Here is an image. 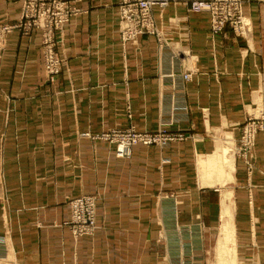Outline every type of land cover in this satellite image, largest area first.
<instances>
[{"label": "crops", "instance_id": "1", "mask_svg": "<svg viewBox=\"0 0 264 264\" xmlns=\"http://www.w3.org/2000/svg\"><path fill=\"white\" fill-rule=\"evenodd\" d=\"M65 1L80 11L58 34L65 63L53 84L38 30L8 32L0 48V239L11 264H264V132L247 159L237 151L264 92V0H242L245 38L228 27L213 34L207 13L178 0L152 8L158 37L135 42L120 39V0ZM20 7L0 0V24L16 23ZM165 116L189 137L135 146L130 159L96 143L95 164L79 137L129 125L154 132ZM75 151L82 166L107 161L116 177L103 179L116 183L99 190L94 235L76 241L51 225L68 219L65 197L85 190L63 166Z\"/></svg>", "mask_w": 264, "mask_h": 264}, {"label": "rangeland", "instance_id": "2", "mask_svg": "<svg viewBox=\"0 0 264 264\" xmlns=\"http://www.w3.org/2000/svg\"><path fill=\"white\" fill-rule=\"evenodd\" d=\"M193 1H206V2H212L216 3V8L220 9L219 4H224L225 2H228L226 5L231 6L229 10H225L222 14L228 16V23H225L221 31L228 27L233 33H234V27L238 28L239 26L242 27L241 23H238L239 21H242L244 23H247V27L245 26L244 28L248 29L249 32L247 33L246 36H250V33L252 31V24L250 18L244 14L243 12V1L242 0H190L186 2V6L189 12H194V13H207L210 17V30H212V16L210 12L206 11H192L190 9V4ZM221 1V2H218ZM21 2V7H20V16L19 19L16 23L14 24H5L1 23L0 24V30H4L5 28H12V30L9 31H0V48L2 47V41H3V36L4 34L11 32L13 30H18L22 35L29 36L32 30H38L40 33V50H41V60H42V68H43V75L44 78L47 82L49 83H54L57 76L60 74L61 69L65 63V60L60 56L58 52V46L60 45V39L58 38V34L62 30V28L54 33V44H53V57L56 60V66H57V72L49 73L48 72V64L45 61V54H44V35L43 31L40 28H35L33 27L31 30L29 29V32L25 34L22 29H19L15 26L18 25V23L21 20V11H22V0ZM122 2L123 0H120L118 8H119V35L120 39L121 38V33H120V27H121V7H122ZM178 0H168L166 5H154L150 9V19H149V33H145L147 35H152V36H159V29L154 23L153 17H152V8L153 7H159L160 9L165 8L171 3H176ZM71 6V5H70ZM75 10L80 11L79 9L75 8L72 6ZM79 13V12H77ZM75 13L74 15H76ZM72 15V16H74ZM71 17V16H70ZM240 19V20H239ZM220 31V32H221ZM213 33V32H212ZM216 34V33H213ZM235 34V33H234ZM143 35V34H138L136 35L133 39L130 40H122L123 42H135V40L138 38V36ZM236 35V34H235ZM237 36V35H236ZM245 38V37H243ZM59 44V45H58ZM55 68V67H54ZM264 93V92H262ZM129 117V115H128ZM247 117V116H246ZM173 123V120L171 118H167V116L162 117L159 119L158 122V127L154 132H146V131H138L134 128V126L129 125L126 128H110L101 132L97 133H90V132H84L79 135L80 138H85L88 140L91 144L92 147V155H93V161L95 164L97 163L96 157H95V151L94 146L96 143H102V144H107L112 146V154L113 157L118 159H130L132 149L135 146H143V147H158V148H163L164 146L168 145L169 143L172 142H178V141H183L189 137V134L181 131H173V128H171V124ZM179 134H182L184 137L179 139L177 136ZM241 134V133H240ZM147 138H150V142H145ZM240 144V140H239ZM56 153L60 155L61 152H53V157H56ZM64 152H62L63 155ZM62 161L63 166L64 163L67 164L68 169H69V178L72 181L70 183L73 185L74 188H79L81 185L84 186L85 190L84 191H79L77 196H67L65 197L64 201L66 206L68 207V219L64 222H56V220L52 221L51 225L53 228H66L68 229V232L71 236V238L76 241L79 238L83 237H92L96 231L97 225H96V202L99 199L100 191L105 188V190H113L115 183L116 182H111V181H103L107 180V178H116L115 176H109L108 175V170L109 167H107V161H104L101 163V166H82L81 161H80V152L75 151L73 155L68 156V158H64V155L62 156ZM56 162V161H54ZM84 180L83 183H81V180ZM54 192H57V188L54 185L53 188ZM92 191H95L92 193ZM162 194H158L159 199L155 200L158 203L163 199L165 204H170L171 206H175V203L177 204V201L175 198L167 194L166 196L160 197ZM78 201L82 202V206H76V203ZM7 200L4 199V203L6 204ZM157 205V204H156ZM89 221L87 224H83L82 221ZM39 225V224H38ZM228 254V252H226ZM11 254L5 245L4 241L0 239V264H11ZM188 262V260H186ZM184 261L182 264L187 263ZM228 263V262H227ZM231 264V263H229Z\"/></svg>", "mask_w": 264, "mask_h": 264}, {"label": "built area", "instance_id": "3", "mask_svg": "<svg viewBox=\"0 0 264 264\" xmlns=\"http://www.w3.org/2000/svg\"><path fill=\"white\" fill-rule=\"evenodd\" d=\"M168 0H123L121 7V27L120 33L122 40L133 39L138 34L149 33V19L150 9L154 5H166ZM221 2V1H218ZM228 2L219 4L220 9L216 8V3L206 1H193L191 2L190 9L192 11H206L210 12L212 16V32L218 33L221 31L225 23H228L229 19L227 15L222 14L225 10H229L231 6H227ZM79 11L75 10L65 0H22L21 20L18 23L17 28L27 34L29 29L33 27L40 28L44 35V54L45 61L48 64V72H57L56 60L53 57V44L54 33L62 28V26L68 21L70 16ZM240 20V19H239ZM238 23L242 24V27H234V33L237 36L246 37L249 30L247 23H244L241 19ZM12 28H5L2 31H9ZM55 67V68H54ZM54 72V73H55ZM189 75H184V79H188ZM264 132V93L260 98L259 106L249 113L241 126L240 144L238 146V154L240 157L247 159L250 150L254 144V138L256 133ZM179 139L183 138L182 134L177 136ZM146 143L151 139L144 140ZM82 206V202L78 201L76 206ZM83 224L89 223V221H82ZM193 260V259H192ZM191 258L185 264H199L192 261Z\"/></svg>", "mask_w": 264, "mask_h": 264}, {"label": "bare ground", "instance_id": "4", "mask_svg": "<svg viewBox=\"0 0 264 264\" xmlns=\"http://www.w3.org/2000/svg\"><path fill=\"white\" fill-rule=\"evenodd\" d=\"M225 233H227V232H222V237H223L224 240L226 241V240H227V236L225 235Z\"/></svg>", "mask_w": 264, "mask_h": 264}]
</instances>
